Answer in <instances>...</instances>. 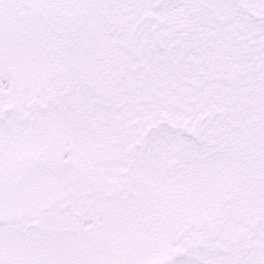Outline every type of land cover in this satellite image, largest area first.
Wrapping results in <instances>:
<instances>
[{"label": "snow or ice", "instance_id": "6c2138e0", "mask_svg": "<svg viewBox=\"0 0 264 264\" xmlns=\"http://www.w3.org/2000/svg\"><path fill=\"white\" fill-rule=\"evenodd\" d=\"M0 264H264V0H0Z\"/></svg>", "mask_w": 264, "mask_h": 264}]
</instances>
